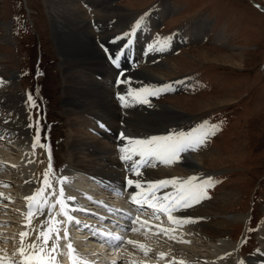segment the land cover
Instances as JSON below:
<instances>
[{
  "label": "rangeland",
  "instance_id": "1",
  "mask_svg": "<svg viewBox=\"0 0 264 264\" xmlns=\"http://www.w3.org/2000/svg\"><path fill=\"white\" fill-rule=\"evenodd\" d=\"M73 1L83 11L87 26L94 35L101 32V35L107 33L104 34V37L95 35L96 38H92V46L94 45L95 50L97 48L103 50L106 47L111 52H117L113 48L117 42H123L126 32L130 34L127 40L128 46L138 49L137 45L130 41V37L131 35L134 37L140 35L141 28L148 23V27L147 25L145 27L150 33V38L157 40L162 47H160L161 50L152 51L149 55L145 54V59H141L137 66L139 68L148 67L159 73L164 72V81H172L170 83L173 88L177 86L175 82L178 80L182 84L177 82L178 88L173 94H168L169 97L163 98L165 96L157 95L156 100L152 101L149 98L147 102L152 106L159 105L157 108L160 110L165 106L163 114L166 118L169 117L167 116L169 111L187 117L186 119L191 123L197 122L198 136L210 133L207 135V141L205 140L203 143L205 148L202 144L201 148L196 149H200L198 153L195 151V154L202 157L200 166H197L196 172L200 174L197 178H205V181L213 182L210 186H206L208 190L206 194L210 198L201 199L186 212L188 214L186 217L194 218L196 222L187 223L185 229L190 231L187 234L173 232L172 236L175 239L171 240L176 244L174 247L162 241L152 243L147 240V242L152 246H157V249L163 247L164 250L169 251L168 249H170L180 254L184 251H180V249H185L186 252L177 258L184 264L194 262L205 264L203 260L188 262V259L193 258L191 252L206 258L209 262L206 264H215V261L219 262V259L224 264L225 260L217 257L220 255L227 256L226 264H237L238 250L236 251V247L243 239L244 243L238 251L242 258L245 260L246 257L250 258L253 255L252 264H264V12L249 0ZM254 1L258 5L264 6V0ZM49 6V0H0V85L7 78L15 77L20 96L18 106L22 113L17 115L18 120H15L16 116L13 117L12 121L14 120V122L11 121V124H17L20 121L32 138L36 136L38 130L39 138L48 141L54 164L61 170V173L79 170L80 168L76 167L75 163L82 162L85 164V170L81 173L88 172L95 175L96 177H92L96 179H102L101 176L104 177L105 174H108L112 176L113 180L117 178L120 180L123 175L114 174L113 167L112 170L108 169L111 168L110 166L105 168L98 164L92 168L95 164L93 160L85 155L74 154L73 148L69 146L72 132L71 121H69L71 118L65 109L66 101L63 97L66 86L63 48L57 32L53 28ZM99 8L118 12L121 14L118 16L122 18L115 20V18L105 17L104 19L99 14L96 15ZM159 9L164 11V15L159 14ZM141 18L143 19L141 20ZM123 19L124 23H120L123 22ZM137 21H140L138 28L134 27ZM153 23L154 25H151ZM162 23L164 25L161 28ZM118 25H123L125 28L120 31ZM115 26H118L119 29L114 28ZM187 27L199 29L201 32L199 38L191 42L183 41L186 43L182 42L181 45L188 44L187 47L180 46L181 48L178 50H173L174 45L170 49H165L170 42L174 41L175 33L180 32L179 30L185 31L184 29ZM112 28L115 29L114 34L111 31ZM216 37H220V43H217ZM140 38L138 37V40ZM143 46L145 47V45ZM139 53L142 54V51ZM191 53L195 55V58L189 56ZM105 56L106 54L99 60L103 67L107 64ZM124 62L128 64L127 61ZM169 62L178 64L180 71L174 73L171 69H166ZM133 63L134 61L130 63V66L127 65L129 73L123 75L129 76L130 80L147 84L149 82L146 80L147 77L144 78L139 75L140 73H136ZM86 69L89 70L87 72H94L98 78H102L99 75L102 72L94 71L97 70L95 67ZM170 70L172 73H167ZM115 71L119 73L118 70ZM184 77L186 80L183 79ZM187 83H190V88L186 86ZM37 86L48 98L46 103H43L39 96ZM34 93L38 96L39 101L34 99ZM29 94H31L34 104L37 103L40 109L29 103ZM122 95L127 97L125 101L128 104L126 114L133 115V112L143 108L142 102H140L143 100V92L139 91L130 96L126 93H122ZM160 97L161 100H158ZM116 102L118 108L122 102L117 99ZM186 102L189 105H186ZM193 102L208 103L209 107L202 109L204 105H190ZM2 115L3 121L8 122V116L4 112ZM80 137L87 138L84 134H81ZM95 138L103 152L107 155L113 154L112 157L116 156L115 160L117 161L118 155L115 154V148L108 145L106 140L101 141L98 136ZM126 141L123 140L120 143ZM0 145L4 146L3 142H0ZM30 148L32 149V143L26 150L29 151ZM3 152L10 160L8 162L14 164L9 169L11 179L9 182L12 187H16L15 183L19 184L22 180L20 178L25 172L29 174L26 177H32L33 175L30 173L35 170L37 171L34 174H38V176L32 179L33 184L31 183L28 187L34 188L37 182L40 186V181L44 179V170L39 169L47 168L49 163L44 147H37L35 153L32 156L29 155L31 160L26 157L25 162L28 164L22 170L16 169L15 164L17 163L13 160H21L23 156L12 153L7 147ZM0 158H2L1 155ZM154 160L155 158H151L145 172H141L143 173L142 177L134 174L130 178L133 181L135 179L149 181L151 180L149 177L158 175L161 176L158 178L161 181L162 172H166V168L155 162L159 161L165 165L166 163ZM153 163L155 164L153 165ZM119 167L122 169L121 166ZM151 171H154L155 174ZM3 175L8 177L7 172ZM190 176L192 177V174ZM177 177L186 180L183 176ZM177 177L172 178L178 180ZM4 183L1 180L0 189H3ZM195 183L199 182L195 181ZM214 185L216 186L214 187ZM170 187L173 188L171 185ZM161 191H167V189L161 188ZM18 197L20 195L10 192L9 199H3V202L7 201L6 204L9 208L5 207L3 210L0 206V259L7 256L11 261L17 260L19 256L16 248L18 245L20 246V240L15 234L19 233V229H22V232L27 231L14 223L23 215V211L18 209V206L22 205V201ZM8 200H13L12 204L10 201L8 203ZM14 205L17 206L18 211L15 209L14 212ZM180 215L184 214L180 213ZM219 222H225L226 225L224 227L218 225ZM9 228L12 229V234L6 232L10 231ZM184 231L182 230V232ZM135 237L146 241L140 235ZM148 237L150 236L148 235ZM181 240L188 242H181ZM256 254L260 256L259 261H254ZM18 260L20 261L19 258ZM244 260H241V264H246Z\"/></svg>",
  "mask_w": 264,
  "mask_h": 264
},
{
  "label": "bare ground",
  "instance_id": "2",
  "mask_svg": "<svg viewBox=\"0 0 264 264\" xmlns=\"http://www.w3.org/2000/svg\"><path fill=\"white\" fill-rule=\"evenodd\" d=\"M49 3H50V6H49L50 14L49 15L52 18V23L54 26L53 28L57 32V35L61 41L60 44L62 45V48H63L62 49V53L64 56L63 63L65 65L64 69L66 71L65 72L66 73L65 74L66 75V81H65L66 86L64 89V96L63 97L66 101L64 104V106L66 107L65 109H67L66 111H68V115L71 118V120H69V121H71L70 126H71L72 135H71V141L69 142V146L71 148H73V150L75 152L74 154L85 155L86 157H89L90 160H93V162L95 164H93L92 168L94 167V165H98V164H100L101 166H103L105 168H107V166H110L111 168H108V169H112V167H113V169L115 170L113 173L116 175L117 174L119 175L120 174L119 173V165L120 164L115 160L116 156L112 157L113 154L109 153L110 155H107L106 153H104L101 146L99 144H97V140L95 137L98 136L99 139L101 138V141L106 140V143H108V145L117 146V144H124V143H120L121 141L119 139L117 140V138H116V134H118L119 132L123 133L124 137H126L125 139H122V141L128 140L127 138L136 139V140H144V139L147 140V139H151L152 137H167V136H174V135H177L179 133H190V132L194 133L196 136H198L197 135V128H196L197 122L191 123V122H189V120L186 119L187 117H185L181 114H177L176 112L172 113L169 111L167 112V116H169V117L166 118L165 115L163 114L165 112V109H166L165 106H163L160 110L159 108H157L159 105L158 106H152V105H150L149 102L142 103L143 108H140V110H138L136 112L132 111L133 115H131L129 113L126 114V112H125L126 107L122 106V104L120 106H118V108L116 106L118 104L116 102V99L119 100L118 94L122 95V93H126L128 95L129 92H131L132 94H136L137 92L141 91V92H143V97H142L143 100L147 101L149 98H152L150 96V92L153 89L155 90L157 88H161L165 84L172 85L170 82L164 81V75H163L164 72L159 73L156 71H152V69H149L148 67L139 68L137 66V63H139V61L141 59H145V54L149 55L150 53H152V51L154 52L157 50H161L160 47H162V45L159 44L157 40L150 38V33H149L148 29L145 27V25H147V27H148V25H149L148 23L145 24L143 28H141L140 35H136L135 37L132 38L131 42H134V44L137 45L138 49H136V47H135L134 49H132L133 52H131V49L129 48V50L127 51L128 55H131V56L134 55L135 60H134L133 68L135 69V71H137L136 73H140L139 75H142L144 78L147 77L146 80L149 82L146 84V83H141L140 81L130 80L128 78L129 76L126 77V75L125 76L120 75L119 73H117V71H115L113 69L111 64H106V66L103 67V66H101V64L99 62L100 58L104 54H106V55L112 54L114 52L113 49H115L118 52V50L124 45V42L129 37V35H126L124 37L122 43L117 42V44L112 49L113 52H111L110 49H108V50L103 49V50H106V51H103V50H100L99 48H97L95 50L93 47L94 45L92 46V43H93L92 38L93 37L96 38L95 35L97 37H104L105 36L104 34H107V33H103V35H101L102 34V32H101L99 34L96 33L94 35L93 31L91 32L89 26H87V23H86L87 20L84 17L83 11L76 4V2H74L73 0H49ZM94 4H96V3H94ZM95 8H94V10H95ZM261 9H263V7H261ZM108 13H110V15H108ZM98 14L100 16H102V18H104V19H105V17L108 19L115 18V20L122 18L121 16H118V15H121L118 12L107 11V10L100 9V8L96 11V15H98ZM159 14L164 15V11L159 9ZM112 16H114V17H112ZM120 23H124V19H123V22H120ZM151 25H154V23ZM151 25H150V27H151ZM118 26H115L114 28H118ZM155 26H157V25H155ZM119 28L121 31L125 27L123 25H120ZM145 29H147V30H145ZM184 30L185 31L179 30L180 32L175 33L174 41L170 42V44H168L167 48H165V49H170L172 47V45L180 44L183 41H190V42L195 41L199 38V35L201 34L200 30L197 28L187 27ZM111 31L114 34L115 29L112 28ZM126 34H128V32H126ZM138 37H141V38L138 40ZM216 38H217L216 39L217 43H220V41H221L220 37H216ZM165 43H166V40H165ZM143 45H145V47ZM139 51H142V54H140ZM197 52H199V51H197ZM60 55L62 56V54H60ZM189 56H191V58H195V55L193 53H191ZM207 57H208V55H207ZM225 60H226V58H225ZM167 65H168V68H166V69H171L172 72H174V73L180 71L179 65L176 63H170L169 62V64L167 63ZM93 67H95L97 69L94 71L102 72L99 74L102 77L101 79L98 78L97 74H95L94 72H91V71H90V73L87 72L89 70L86 68H93ZM171 70L167 73L170 74ZM118 79L120 81H127V83L122 82L120 84H117ZM144 89H147L148 92H144L143 91ZM1 90H3V91H1ZM0 91H1L0 92V142H3L4 146H6L9 150H11L12 153L18 154V156H23V159H21V160H19V159H17L18 161L13 160V162L16 161V163H17V164H15L16 169L20 168L22 170L25 167V164H24L25 163V151L31 145L33 138L28 131L27 132L25 131V129L23 128L20 121L17 124H14V123L11 124L13 117L16 116L15 120H18L19 117L17 115L22 114L21 110H20V106H18V104L20 102V96L18 94V90L16 87L15 77L12 76L11 78H7V80L2 81V83L0 85ZM1 93H2V95H1ZM185 104L189 105V103H187V102ZM193 104L204 105V107L202 109L209 107L208 103H201V102L190 103V105H193ZM3 112L5 113L6 116H8V119H7L8 122L3 121V115H2ZM12 122H14V120ZM118 123L119 124L121 123V124L119 125ZM192 124H194V125L191 127ZM113 133L115 134V136ZM81 134L86 135L87 138L86 139L81 138L80 137ZM92 135H96V136L92 137ZM110 136H111V138H110ZM4 146L0 145V155L2 156V158H0V177H1L0 178V184H1V180H3V183L5 182L4 186L6 184H7L6 186H8V184H11V182H9V181H11L9 169H10V167L14 166V164H12V162H10V163L8 162L10 160L7 159V156L3 152L4 148H6ZM197 148H201V146L196 147L194 150L186 151V155L181 156V154L183 153L182 152L179 154V157L177 159H175L172 163H166L167 169H166V172H162V177H163L162 179H165L164 177L172 178L175 176L176 177L177 176H183L186 178V180H189L190 178H195V181H198L199 179L197 178V176L200 174H197L196 171L198 170L197 166L198 165L200 166V164L202 162V157H200V155L195 154V151ZM22 160H23V162H22ZM150 160H151V158L148 159V161H150ZM156 160L163 161L162 159L155 158L154 161H156ZM130 161L127 162L126 166L130 165ZM122 162L124 165L126 164L125 161H122ZM148 164H149V162H148ZM75 166L80 168V169L79 170L77 169L74 172L61 173V175H64V174L66 175V178H68V183L70 186H72V188L75 187L77 189H80V190H83L84 192L89 193V192L94 190V187L97 186L99 189V194L101 195V199H103V203L105 201L114 203L113 199L111 201L110 198H108V197L106 198L105 196L114 197L113 195L119 194L120 191L117 192L116 190H114V192H113L109 189V186L107 184L102 183V181H105V182H107L108 180L111 181V179H113V178H111L112 177L111 175L105 174L104 175L105 179L104 178L96 179L94 177H91L89 179L88 177L90 175H92V176H95V175L90 174L88 172L81 173L82 171L85 170V164L84 163H82V162L75 163ZM51 168L53 169L52 164H51ZM6 172L8 174V177L6 175H3V173H6ZM151 172H153V174H155L154 171H151ZM21 173L22 172L20 171V174ZM191 174H192V177L190 176ZM101 177H103V176H101ZM138 177H142V175L138 176ZM138 177H137V179H138ZM159 177H161V176L155 175V176L149 177V178H151V180H149V181H151L150 183L158 182ZM57 178L58 177H56L54 175V173H52L50 175V179H52V181L57 180ZM134 178H136V177H134ZM143 178H145V177H143ZM20 179H22V180H20L18 185L15 183V186H16L15 188L12 187V185H11V188L13 190L12 192L14 193V195H16V194L20 195L19 189H22L21 193H23L25 191V194L29 193V195L32 196L33 193L37 190V188H34L33 190L28 189V186L31 184V181H32L31 178L26 177L23 174L22 178H20ZM114 180L115 181L118 180L117 182L120 181L118 178L114 179ZM186 180H184V181H186ZM146 184H148V183H146ZM116 185H117V183H116ZM54 186L57 190V195H58V185L55 183ZM97 187H96V189H97ZM120 190L123 192L124 196L123 195L119 196V197H121V199L118 198L116 200V202H118L120 204L121 202L131 200L132 192L128 191V189H125L123 187H121ZM49 191H51V190H49ZM5 192H7V191H3L2 193H0V198L2 200L7 198ZM77 194L80 195V192L78 191ZM29 195H27V197H29ZM77 198H80L83 201L86 200V198H84L82 196H78ZM25 202L26 201L24 200V203ZM6 205H8V204H6ZM6 205L1 206L3 210H4ZM69 205H71V204H69ZM69 207L72 209L74 208L72 205ZM183 208L180 212L181 214H185L187 212V211L185 212L186 208L185 207H183ZM15 209H17L16 205H14V212H15ZM18 209H17V211H18ZM125 209L130 210L129 208H126V207H125ZM54 211H59V205H57V208ZM79 213H81V214L76 215V214H73L70 212V214L77 220L81 219L80 216H82L83 220H85L89 216V215H85L84 211H81ZM187 215L188 214L186 213V216ZM90 217H92V216H90ZM44 219H45V216H41L38 213H34L33 217L31 218L30 227L31 228H39L41 221ZM63 219H64L63 216H57L52 221L49 222V226L50 227H58L56 221L63 220ZM90 220L92 221L93 219L92 218L88 219V221H90ZM218 225H221L224 227L226 225V223L225 222H222V223L219 222ZM64 226L65 225H61L60 227L63 228ZM178 226H180V225H178ZM81 227L82 226L80 224V226L78 228L81 229ZM126 227H128L130 230L132 226L130 225V226H126ZM135 227H137V226L135 225ZM23 228H25L24 225H23ZM7 229H8V227H7ZM9 229H10V231L7 230L6 232H11L9 234H12V231H11L12 229L11 228H9ZM26 229H27V231L29 230V228H26ZM188 230L189 229H185L184 232H182V231L181 232L184 234L185 233L187 234V232L188 233L190 232ZM67 231H68V227H67ZM2 232H4V231L2 230ZM21 232H22V229H21ZM107 232H110L109 229L107 230ZM68 233H69V231H68ZM37 234L38 233H33L30 237L26 238L25 242L28 243L31 240H34ZM111 234H113V232H111ZM86 235H89V234H86ZM86 235L80 236L79 233L76 232L74 234V237L75 238H83V236H86ZM60 236L63 237V231L60 232ZM150 237H153V236H150ZM75 238L68 236V239H66V240L63 238L60 239V241H59V252L61 253V255H58L56 257V261H54L53 264H59V262L61 260L63 261V264H75V258H77V257L80 259L81 264H84L82 259L85 260L87 258L86 254L89 255V253H90L89 249H91V247H87V246L81 244L80 246H82V247H79V249L75 250L70 256L69 255V249L67 248V245L69 243H71V245H73V242L76 240ZM157 240L161 241L159 239H157ZM127 241H134V240L128 239V240H124L121 243V247L117 253L118 256H120V258H121V256L124 255V253H119L120 250H122L124 247H126V248L134 247L132 244L127 243ZM220 241L222 242L221 239H220ZM218 242H219V240H218ZM49 243H51V242H49ZM99 249H102V251H103L105 248L103 246H98V250ZM180 251H183V253L186 252L185 249H180ZM79 252H81L82 254ZM85 252H86V254H83ZM192 253L193 252H191L190 254H191V257H193L194 259L193 258L188 259V262H191L192 260L193 261L203 260L204 261L203 263H205V264L209 263L206 258H203L202 256L198 255V253H193V254ZM100 257H102V259L104 261L107 260L105 257L103 258V256H100ZM110 257H112V256H109V258ZM163 257H167L166 260L172 261L171 264H179V262H181V260L177 259V258H180L178 256H175V257L174 256H163ZM18 258L20 260L22 259L20 256ZM246 258H247V261L249 264L253 263V259L251 256H250V258L249 257H246ZM112 259H114V258H112ZM224 260L225 261L227 260V256H226V258H224ZM255 260L259 261L260 256L257 255L256 258L254 259V261ZM162 261L166 262L165 260H162ZM225 261H224V264H226ZM103 264H105V263H103ZM215 264H223V263L220 262V259H219V262L215 261Z\"/></svg>",
  "mask_w": 264,
  "mask_h": 264
},
{
  "label": "snow or ice",
  "instance_id": "3",
  "mask_svg": "<svg viewBox=\"0 0 264 264\" xmlns=\"http://www.w3.org/2000/svg\"><path fill=\"white\" fill-rule=\"evenodd\" d=\"M143 18H141L142 20ZM140 21L136 22L134 27H139ZM130 35V34H126ZM111 62L119 67V59L111 58ZM127 83V81L117 80V84ZM148 92L147 89L143 90ZM152 94H155L153 92ZM128 95H132L131 92ZM29 103L32 106H35L31 94H29ZM118 99L121 100L122 106L127 107L128 104L125 102L127 97L124 95H118ZM142 103H147L146 100H141ZM31 127V125H29ZM207 133L196 136L194 133H179L174 136L167 137H152L147 140H136L128 139V145L122 147L121 151L124 155L121 156V159L126 163L133 159L134 156H139L140 161H133L128 166V170L133 172L137 176L143 175L139 171L140 167L148 162L150 158L162 159L165 163H172L175 159L179 157V154L189 150H194L196 147L202 145L207 139ZM121 139H125L123 133L120 136ZM37 147H47L44 144H41L39 138V131L37 130L36 136L33 138L32 149L33 154ZM49 160H51V155L49 153ZM31 163V161H29ZM53 170L51 164H49L48 169L45 170L43 176L44 179L40 181V187L33 193L32 196L25 197L28 201V212L26 213V218L28 219L29 228L28 231L21 232L20 237V246L18 249V255L22 258L20 261H13L12 264H53L56 261V257L61 255L59 252V241L61 238L68 239L67 225H74L79 227L81 222L75 219L67 207V201L74 199L71 197H65L63 187L59 189V194L57 195V190L53 184L50 175ZM67 178H59L57 183L63 184L66 182ZM195 178H190L186 181H180L177 179L172 180H161L154 183H148L145 187L139 180L133 181L128 179L126 184L129 187L134 186L136 189H141V192H138L131 196V202L136 204L138 209H142L145 206L152 209L151 215L153 218L158 219L159 214H166L168 221L177 225H184L187 223L196 222L194 218H176L171 215L172 212L181 210L182 207H191L193 203H199L201 199L210 198L207 196L204 188L210 186L213 182L211 180L205 181L203 185L196 184ZM171 185L175 191L171 193H166L160 196H157V192L160 188H165ZM51 190V191H49ZM46 193V194H45ZM53 197H56L55 200H52ZM59 205V211H54ZM34 213H38L41 216H45V219L41 221L39 228H31V218ZM57 216H63V220L56 221L57 225H65L61 227H50L49 222L52 221ZM137 223L140 224L142 228L152 227L147 225L146 222L139 221V218H136L132 221L133 225ZM87 227V225H84ZM158 231L156 234L163 233L168 236L170 239H175L171 235L169 229L160 228L156 226ZM132 231H139L137 227H133ZM63 231V237L60 236V232ZM33 233H38L34 240L26 243V238L30 237ZM117 239H120L117 237ZM51 242V243H49ZM181 242H188L182 241ZM127 243L132 244L133 246H139L143 250V245H137L135 241H127ZM69 249V255L75 251L72 248L71 243L67 245ZM47 258V259H46ZM163 258V254H161ZM75 264H81L80 259L75 258ZM86 264V262H84ZM179 264H184L183 261Z\"/></svg>",
  "mask_w": 264,
  "mask_h": 264
},
{
  "label": "water",
  "instance_id": "4",
  "mask_svg": "<svg viewBox=\"0 0 264 264\" xmlns=\"http://www.w3.org/2000/svg\"><path fill=\"white\" fill-rule=\"evenodd\" d=\"M251 2H254L253 0H250ZM255 4V3H254ZM256 6H257V8H259L260 10H263L264 11V7H263V9H261V7L260 6H258L257 4H255Z\"/></svg>",
  "mask_w": 264,
  "mask_h": 264
},
{
  "label": "trees",
  "instance_id": "5",
  "mask_svg": "<svg viewBox=\"0 0 264 264\" xmlns=\"http://www.w3.org/2000/svg\"><path fill=\"white\" fill-rule=\"evenodd\" d=\"M43 96H44L45 102H47L48 98L44 95V93H43Z\"/></svg>",
  "mask_w": 264,
  "mask_h": 264
}]
</instances>
